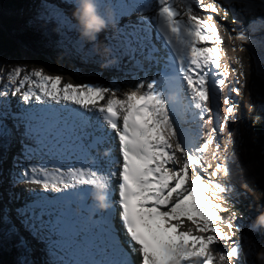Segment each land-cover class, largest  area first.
Segmentation results:
<instances>
[{"label": "snow or ice", "instance_id": "6c2138e0", "mask_svg": "<svg viewBox=\"0 0 264 264\" xmlns=\"http://www.w3.org/2000/svg\"><path fill=\"white\" fill-rule=\"evenodd\" d=\"M67 2V0H62ZM194 5L196 7H194ZM123 14H135L137 20H129V26L121 35L133 57L136 52L147 60H157L160 51L153 40H162L166 50L162 75L140 80L134 87L118 96V88L93 84L65 83L59 75H49L43 68L26 70L23 66L9 69L0 75V97L19 95L25 104L39 105L49 101L55 104H72L77 115L78 140L86 151L80 166L64 168L32 165L21 173V179L46 191L74 193L78 186H99L108 189V181L119 177V222L108 212L105 230L111 248L118 256L113 264H229L239 261L240 245L236 235V213L229 212L224 204L229 200L231 185L221 183L230 176L227 157L220 156L217 134L223 133L234 116L236 105L230 97L224 99L227 114L222 123L213 127L203 139L204 124L213 123L205 117L212 111L209 102L213 90L223 91L228 73L221 70V46L225 43L217 27L214 15L222 11L217 0L205 4L204 0H127L122 4ZM258 7L264 9V0ZM197 8L207 16L199 15ZM224 17L229 15L223 9ZM146 12L153 14L148 16ZM43 17L48 23L67 26L69 18L59 4L44 2ZM264 26V16L260 18ZM235 32V30H233ZM242 45L250 43L249 34L241 29L230 37ZM233 51L237 49L233 47ZM239 63V61H237ZM214 74L210 80V75ZM238 76H244L239 72ZM175 82L178 95L187 99L185 111L195 109L193 118L199 122L193 133L183 128L177 102H170V91L165 85ZM27 86V87H26ZM244 85H241L243 87ZM240 94V88H231ZM103 102V103H101ZM34 107L25 108L20 119L25 124V136L34 141L39 151L43 129L37 128L32 119ZM114 134V137H113ZM118 142L120 159L101 160L94 150ZM202 139V142H197ZM215 145L213 167L205 157ZM110 157V150L104 151ZM183 164L180 165V159ZM110 167L105 169V166ZM112 169H118L113 171ZM190 171L192 175L190 176ZM109 207V206H108ZM23 215V214H22ZM21 222L27 236L13 227L16 242L27 249L29 239L39 240L40 228L50 229L58 221L44 223L40 227ZM185 220L195 226L183 229ZM231 230V234L224 231ZM123 233V238L121 236ZM221 242H231L226 251H218ZM27 264V262H25Z\"/></svg>", "mask_w": 264, "mask_h": 264}, {"label": "rangeland", "instance_id": "374dc122", "mask_svg": "<svg viewBox=\"0 0 264 264\" xmlns=\"http://www.w3.org/2000/svg\"><path fill=\"white\" fill-rule=\"evenodd\" d=\"M60 6H62V3L58 0H56ZM230 0H217L218 3L221 4L222 11L219 13V15H214V19L217 21V27L219 29L220 35L222 38H229V40H225V43L221 46V67H223V71H227L228 77H227V83L230 87L224 86L223 91H215L212 92V97L209 102V107L212 109V111L208 114L206 120L210 117L213 119V123L207 124L209 131L213 127H218L219 123H222L223 116L226 115L227 107L224 104V99L230 97L232 102L240 107L239 113L244 115L247 119L251 118V115L254 114V111H257L258 108H260V102L262 99V93L261 97L256 98L254 96V88L252 86V83L254 81V63L251 58V54H253L255 51L259 52V38L260 34L257 32H254L253 30H256L254 28H250L251 30L248 32L250 33V43L243 45L244 50L240 51V47L242 46L239 41L233 40L230 37L235 36V33L238 31L237 28H233L230 26V24L226 21V19H223L224 17V11L223 9H227V2ZM212 0H204L205 4L211 3ZM65 6V5H63ZM194 7H196L194 5ZM43 7L42 5L35 4L33 7L29 9V11H5V9H0V25L2 23L7 24L11 26L12 24H16L19 21L28 18L33 11L35 10H41ZM62 8V7H61ZM65 13H72V11H69L64 7L63 9ZM199 15L207 16L209 13H205L199 8L196 9ZM69 18V17H68ZM70 23L67 26H61L63 33H62V39L61 42L59 41L53 50L40 52L39 50H33L32 48H29L25 45L18 44L14 47L15 48V54L19 57L18 62L22 65L31 66V68H43L45 73L49 75H63L64 77H68V79L64 80L65 83H70L71 80H75L78 77H81L83 80H94L97 78H104L105 81V87L114 88V85L118 82L120 86L124 83L120 78H116L114 74V70L112 71L110 68L113 66L114 61L111 63L108 62L105 65H102L103 67H95L91 68L88 66H83V61L80 60V56H77L74 52V46L72 45V42L74 39H77L79 41V38L77 37L76 30L72 27V20L69 18ZM71 25V26H70ZM257 28V27H256ZM153 30V29H152ZM235 30V32H233ZM247 32V33H248ZM107 37V35H106ZM231 40V41H230ZM105 41V38H104ZM80 42V41H79ZM89 47V46H88ZM83 48L80 54L85 51L84 54L88 55L89 48ZM233 47H235L237 50L233 51ZM52 56V57H51ZM40 59L45 60L44 63H39L38 61ZM239 61V63H237ZM93 62V61H92ZM99 65V64H96ZM65 68L64 72L62 68ZM104 68V69H102ZM84 69L91 72L90 75H87V73L84 74ZM94 70V72H92ZM239 72H243L244 76H238ZM77 77V78H76ZM241 85H244L241 87ZM231 88H240V94L237 95L234 92H231ZM14 97V95L7 96V97H0V118L1 115L5 109H7L9 101ZM255 97V98H254ZM213 98V99H212ZM217 120V122H216ZM216 122V123H215ZM247 124L241 119V115L239 118H231L229 125L224 128L223 133L217 134V141L220 144V156L227 157L228 163L234 164V168L241 167L239 165L240 159L236 161V155L237 153L227 154L226 148L228 146H233L235 144L240 146H245L246 144H249L253 136L250 132H247L245 129V126ZM0 138L2 136L0 135ZM227 139L229 141V144L227 145L224 141ZM1 140V139H0ZM1 143V142H0ZM6 144V142H5ZM1 148L6 149L5 158L2 160V165L0 168V189H5L8 191V193H2L0 192V200H2V206L5 213H2L0 211V223L5 222L6 220L10 223V231L13 233L12 229L13 227H17L20 234L23 236H27V232L21 227V222L28 223L27 220H25V216L28 218H33L32 214L30 212H27L26 209H24L25 204H28L27 201L32 202L31 200V193L34 192V190L31 187L25 186L22 182L20 176V171L25 166L22 165V162L19 158V156H22L18 154V152L15 150L14 147L8 146V145H2L0 144ZM20 147V146H19ZM214 151L215 145L211 146L209 148ZM20 151V149H18ZM254 152L250 150L248 152L249 155H252ZM210 156L211 160L207 164L213 165V169L209 172L214 170L215 167V159L213 158V152ZM206 159V158H205ZM24 162V160H22ZM244 170H232L230 172V176L225 179H221L220 182H227L228 185H231L232 191L229 194V200L227 203L224 204V207L234 210L235 208H242V198H249L253 200H258L261 198L262 193L264 192V178L254 176L257 179H252V174L243 175ZM3 172V173H1ZM248 172V171H247ZM262 174V173H260ZM4 175V176H3ZM254 175V174H253ZM243 176V177H240ZM15 184L14 186L9 183ZM9 184V185H8ZM253 185L255 187H253ZM11 186V187H10ZM10 187V188H9ZM27 200V201H26ZM240 205V206H239ZM239 206V207H238ZM12 208L14 210H12ZM17 208V209H15ZM8 211V212H7ZM7 212V213H6ZM236 213L237 219L234 221V223L237 225L236 228V235L233 237V239L237 243L245 244V246L249 247H263L262 250H264V236L262 233L258 232L257 230H252L245 224V219L242 216L241 213L238 211H234ZM11 214V215H10ZM23 214V215H22ZM241 214V215H240ZM32 216V217H31ZM10 218V219H9ZM34 219H31V222ZM244 220V221H243ZM7 222V223H8ZM34 224V223H31ZM36 226L39 228V225L36 224ZM16 228V229H17ZM192 228L195 229V226L193 225ZM193 229V230H194ZM41 231V229H40ZM224 231L231 234V230H229L227 227H224ZM260 234V236L258 235ZM255 236H259L260 238L256 241L253 240ZM31 237H28L30 239ZM0 238V242H1ZM227 245H231V242H228ZM43 249L45 250L44 246ZM46 252V251H45ZM3 253L0 252V261L5 260ZM47 254V253H46ZM29 257L33 259V261H38L35 257H32L30 255H27L25 249H23V258L27 264H30ZM41 261V260H40ZM5 264H7V261L5 260ZM24 264V262H23ZM42 264V262H41Z\"/></svg>", "mask_w": 264, "mask_h": 264}, {"label": "trees", "instance_id": "16d2710c", "mask_svg": "<svg viewBox=\"0 0 264 264\" xmlns=\"http://www.w3.org/2000/svg\"><path fill=\"white\" fill-rule=\"evenodd\" d=\"M44 2L47 0H0V9L5 11H29L35 4L44 6ZM52 3L58 4L56 0H51ZM260 0H230L227 2V9L229 15L226 21L231 27L237 28L236 30H251L254 28L255 32L260 35L259 38V52L255 51L251 54V58L254 63V81L252 86L254 88V96L256 98L261 97L260 108L254 111L251 118H246L239 113L240 107L236 106L235 114L232 118H239L247 124L245 129L250 132L253 139L250 143L255 145L264 146V26L260 23V18L264 16V9L258 7ZM60 5V4H59ZM257 27V28H256ZM62 27L53 23H48L43 17V8L41 10H35L32 14L16 24L11 26L2 23L0 25V75L5 76L9 69L16 66H23L26 70H31V66L22 65L18 62L19 57L15 54V46L18 44L25 45L33 50H39L40 52L53 50L55 45L62 39ZM52 57V56H51ZM39 63H44L45 60L40 59ZM39 69V68H36ZM87 72V71H86ZM90 75V74H88ZM254 97V98H255ZM227 113V110H226ZM2 144V143H0ZM3 145V144H2ZM6 149L0 147V168L2 160L5 158ZM3 173V172H1ZM1 175V174H0ZM10 185L13 182L9 183ZM8 184V185H9ZM11 187V186H10ZM9 187V188H10ZM6 194L8 191L5 189ZM0 189V192L5 193ZM242 208L229 209V212L222 213L225 217L235 210L242 214L245 219V224L250 228L257 217L264 214V192L258 200L249 198H242ZM2 200H0V211H3ZM240 206V205H239ZM238 206V207H239ZM240 214V215H241ZM10 219V218H9ZM6 220L0 223V252H2L7 264H25L23 258V249L16 242V237L10 231V223ZM258 232L264 236V227L257 229ZM260 236V234H258ZM255 236L254 239L258 240L260 237ZM4 260V261H5Z\"/></svg>", "mask_w": 264, "mask_h": 264}, {"label": "bare ground", "instance_id": "6f19581e", "mask_svg": "<svg viewBox=\"0 0 264 264\" xmlns=\"http://www.w3.org/2000/svg\"><path fill=\"white\" fill-rule=\"evenodd\" d=\"M152 3L155 4V0H152ZM61 7L64 9L63 6H61ZM65 8L68 9L69 11H72L70 9L71 8L70 5H68V6L65 5ZM67 13H68V17L71 18V20L73 22L72 27L76 30L77 37L79 38V41H80V48H79L80 52L83 48H86L88 46H89L88 47L89 51H91V52H89L88 55L84 54V52H85L84 50L81 54L75 53L77 56H80L81 61H88V64L92 66L91 68L100 67V69H101V67H103L102 65H105L108 62L111 63L112 61L117 62L120 59V55L124 52V50H126V48H124V46L126 45V41H125L123 36H120L117 34L111 35L110 33H108V34L99 33L96 41H89L82 36L80 24H79V21L77 20V18L75 17L74 12H72V13L67 12ZM152 14H153L152 12H146L145 13V15H148V16H150ZM136 20H137V17L133 18L131 21L135 22ZM128 26H129V21L124 23L123 29L128 28ZM152 34H153V40H154L156 46L160 49V51L155 54L158 58V61L145 59L146 51H145L144 55H142L139 51L137 52V54L142 56L144 59V65H143L144 69L143 70L145 73L153 74L154 72H158V74H159L162 71L163 66L165 65L164 60L162 59L165 55V49L162 47L161 40L155 38L156 34H155V28L154 27L152 30ZM106 35H107V37H106ZM104 38H105V41H104ZM223 39H225V38H223ZM225 40H229V38L226 37ZM96 64H99V65H96ZM102 69H104V68H102ZM110 69H112V67ZM62 70L64 72L65 68L63 67ZM221 70L223 71V67H221ZM86 71L87 70H84V74L86 73ZM117 71H116V69H114L113 72H114L116 78H120L122 80L124 85L122 84V86H120V84L117 82L114 85V88L119 89V91L117 92V95L122 97L124 92H126V91H128L134 87V84L131 83L128 78L120 76V74ZM92 72H94V70ZM87 74H91V72L87 71ZM59 76L62 77L63 82H64V80L68 79L67 76L66 77H64L63 75H59ZM213 76H214V74L210 75V80L213 78ZM105 81L106 80L104 78H101V79L97 78V80L94 79V80L86 81V80H83L81 77H78L75 80L72 79L70 83H73V84H93V85L104 86ZM226 87H230V86L227 84L225 86V89H226ZM181 100H182V106H183V108H182L183 121L185 122V125L187 127H189L195 134V131L198 128V124L202 123V122H199L193 118L192 113H194L197 110L188 109L187 111H185V109L187 108V104H188L187 99H184L183 96H181ZM18 101L22 102V99L20 98V96L18 98ZM48 103L51 105H55V103L51 102V101H49ZM61 104L63 105L64 103H61ZM61 104H58V105H61ZM68 104H70V103H68ZM58 105L56 104L55 106H58ZM70 105H72V104H70ZM72 106H74V105H72ZM226 107H227V105H226ZM16 108H17V106H15V101H11L8 104L6 111H2L3 114L1 115V118H0V135H3V137L5 138V141L3 138H0L1 139L0 142L3 145H8V146L14 147L15 150L18 152V154L19 155L22 154L21 157H23L24 153L18 151L19 146L23 145V143L21 141V138L19 137V132H21L22 130L20 129L19 123L17 121H15V117L17 116V114L19 112ZM207 116L205 117V119L207 118ZM216 122H217V120H216ZM202 131L204 133L203 139H206L207 133L209 132L207 124H204ZM113 137H114V134H113ZM114 141H115V138H112L111 142L109 144L111 145L112 142H114ZM5 142H6V144H5ZM197 142H202V139L197 141ZM28 145L29 144L27 142L24 146L28 147ZM212 152H213V150L209 149L207 154H206L205 158H208L209 161L211 160L210 156H212L211 155ZM23 160L25 163V159H23ZM182 164H183V158L181 157L179 166H182ZM23 165L26 168H28L26 166V164H23ZM259 166H260L259 163L257 165L254 163H251L250 168H248V170H247L248 171L247 173H253V171H255L257 168H259ZM212 169L213 168H210V170H212ZM191 175H192V173L190 171V176ZM221 183L227 184V182H221ZM108 185L109 186H108L107 190H105L102 187H97V186H92V187L97 189V190L95 189L96 192H101V191L105 192L107 194V196L109 195V193L114 195L113 199H110V200L108 199L109 207H107V208L108 209L111 208V210H113L112 215L118 223L119 222V211H118V208L116 207V203H115V201L117 202L116 194H114L115 185L110 180L108 181ZM29 187H31L34 190V192H30L31 195H35V194L39 195L40 193L43 194L42 193L43 188H41L37 185L29 186ZM60 194L64 195L62 193H60ZM27 202H28V204H25L26 206H24V209L28 210L27 212H29V211H31V209H29L28 207L30 205H32V202H29V201H27ZM93 206L98 207L95 202H94ZM107 208H99V216L97 218V227L105 225V219L107 217V214H105L104 212H101V211H103V210L106 211ZM15 209H17V208H15ZM12 210H14V209L12 208ZM2 213H5V211L3 210ZM31 223H34V225L37 224L35 219L32 220ZM192 226L193 225L190 222L185 220V223L183 225V229L188 230L189 228H191L193 230L194 228H192ZM78 229H81L82 231H87V234L89 235V237L91 239L94 238L95 241L100 242L99 238L95 235V232H94L95 229L89 228V224H87L86 221L84 219H82V217L79 219ZM193 232L195 234V229L193 230ZM38 235H40V231H39ZM121 236L123 238V233H121ZM253 240H256V239L253 238ZM103 243L108 244L110 242L109 241H103L102 244ZM238 244L240 245L241 256H240L239 261L233 260V264H261V261L258 259V253L262 251L263 247H256V246L255 247H249V246H245V244H242V242L238 243ZM231 246L232 245H225L224 242H221L219 245L216 246V248L218 251H226ZM25 251H26L27 255H30L32 257L36 256V259H38V261L35 262V261H33V259L31 257H29L30 264H41V262H42V264H53L52 260L46 257V254L43 250V245L39 242V240H34V239L30 238L29 239V246L27 249H25ZM0 264H5L4 259H3V261H0Z\"/></svg>", "mask_w": 264, "mask_h": 264}, {"label": "clouds", "instance_id": "9594fccd", "mask_svg": "<svg viewBox=\"0 0 264 264\" xmlns=\"http://www.w3.org/2000/svg\"><path fill=\"white\" fill-rule=\"evenodd\" d=\"M79 21L82 36L89 41H96L100 32L105 30L110 23H114L111 12H108L107 18L101 12L100 0H77V8L74 12ZM93 200L99 208H107L108 196L105 192H96L93 194ZM264 227V214L257 217L256 221L250 225L252 230ZM258 259L264 264V250L258 253ZM233 264V261H229Z\"/></svg>", "mask_w": 264, "mask_h": 264}]
</instances>
